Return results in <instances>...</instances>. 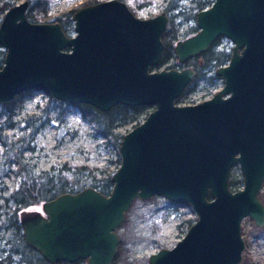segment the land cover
<instances>
[{"label": "water", "instance_id": "1", "mask_svg": "<svg viewBox=\"0 0 264 264\" xmlns=\"http://www.w3.org/2000/svg\"><path fill=\"white\" fill-rule=\"evenodd\" d=\"M26 5L19 0L0 16V104L32 89L103 111L115 104L152 108L121 133L109 191L85 186L19 211L24 243L49 263L112 264L115 229L131 201L160 196L188 204L195 218L172 246L148 253L147 264H237L241 219L264 226V0H211L195 12L196 30L172 45L178 62L221 35L233 44L214 69L222 85L189 104L175 99L192 67L153 69L164 12L138 17L121 0H99L72 12L67 34L57 22L29 21ZM234 165L237 189L228 184Z\"/></svg>", "mask_w": 264, "mask_h": 264}, {"label": "trees", "instance_id": "2", "mask_svg": "<svg viewBox=\"0 0 264 264\" xmlns=\"http://www.w3.org/2000/svg\"><path fill=\"white\" fill-rule=\"evenodd\" d=\"M0 11L13 4L11 0H0ZM88 0L65 11L56 14H49L50 0H27L25 17L33 22H58L65 33L71 30V13L74 9L86 4L95 2ZM184 0H165L161 11L167 16L166 25H169L175 18H179V23L194 20V14L210 4L211 0H188L189 5L182 4ZM150 0H133L134 7H141L150 4ZM196 30L194 25L188 26L181 33L176 32V28L164 29L160 35L163 43L159 59L155 67L164 63L163 68H181L191 66L194 76L188 86L190 88L196 80L204 79L211 82L214 69L226 62L229 51L216 49L214 44L217 38L203 51L183 62H178L173 53L172 45L175 41L193 33ZM3 51L0 50V62ZM170 59V60H169ZM51 97L50 95H48ZM177 97L175 102L179 99ZM81 117L88 121L97 132H100L108 139L114 140L118 145L121 133L114 131V127L123 122L127 109L138 110L142 106L127 107L115 104L110 109L103 111L96 109L85 103L77 104ZM0 177L3 176L12 164L17 163L18 169L16 177L18 184L16 188L10 190L7 195L1 197L0 204V240L3 232L7 231L8 246L3 248L0 245V264H85V259H76L68 262L59 260L49 263L40 254L24 243L21 234V227L18 223L19 211L31 205H39L42 201L50 199L61 192H76L85 186H92L103 194L109 191L111 182L109 175L97 176L94 171L85 165H74L63 161L59 165H51L48 170L35 172L33 163L28 160L29 156L25 152H33L32 144L34 134L46 123L61 116L64 109L58 111V115L53 116L46 108V104L38 107L37 112L26 113L17 119H12L10 104H0ZM116 114L121 117H116ZM133 116L130 115L129 119ZM8 132H5V130ZM118 158L116 159V165ZM231 185L232 181H228ZM262 193L258 197H262ZM153 196L145 199H133L124 213L123 220L118 225L120 230H115L118 236L116 252L112 258V264H146V255L142 257H127V245L130 243L157 242L160 248L162 244L155 240L160 232L158 223L149 220L148 213H153V206L146 205V202ZM261 200V199H260ZM264 201V200H261ZM133 213L136 221L142 222L143 227L130 229L127 218ZM147 213V214H146ZM190 223V222H189ZM117 229V228H116ZM255 229L259 230L255 227ZM2 232V233H1Z\"/></svg>", "mask_w": 264, "mask_h": 264}, {"label": "rangeland", "instance_id": "3", "mask_svg": "<svg viewBox=\"0 0 264 264\" xmlns=\"http://www.w3.org/2000/svg\"><path fill=\"white\" fill-rule=\"evenodd\" d=\"M13 3L19 0H11ZM88 0H50L49 14H56L61 11L72 9L76 5L86 2ZM99 1V0H96ZM129 10L138 17H147L154 15L161 11V7L165 0H150L151 3L134 7L133 0H121ZM189 5L188 0L181 2ZM2 11H0V16ZM179 18H175L165 29L176 28V32L181 33L189 25H194V21L183 22L177 24ZM228 42L225 39L216 40L214 47L225 50ZM170 60V59H169ZM164 63L160 66L163 67ZM215 75V74H214ZM218 76H214L211 82L207 83L204 79L196 80L190 88L184 90L179 96V102H196L207 97L211 90L217 87ZM207 90H202L206 89ZM205 91V94L201 93ZM213 92H211L212 94ZM210 94V95H211ZM49 94L39 90L27 89L18 93L10 102L12 111V119H17L26 113L37 112L38 107L46 104L47 110L53 116L58 115V111L64 109V112L58 118L43 125L34 134L33 137V152H25L29 156V162L33 163L35 172L40 170H48L51 165H59L66 161L74 165H85L96 173L97 176L109 175L116 167V159L118 158L117 145L114 140L108 139L80 115V110L77 104H70L65 101L57 100ZM199 98V99H198ZM152 108L151 105H143L140 109H127L123 122L114 127V131L123 133L137 123L144 114ZM1 109V108H0ZM2 110V109H1ZM132 115L133 118L129 119ZM116 117H121L116 114ZM5 132H8L6 129ZM1 149V146H0ZM18 164H12L9 170L0 177V204L1 197L7 195L8 192L16 188L18 178L16 171ZM228 181H232L229 185L231 189H237L241 186V176L236 165L232 166L229 171ZM262 193L261 200H264V178L262 180L261 188L258 194ZM264 203V201H262ZM146 205L153 206V213H148L149 220L156 222L160 226V232L155 236L161 247H170L179 239L185 232L187 226L194 218L195 214L191 207L186 203L170 202L160 196H153L152 199L146 202ZM25 209L39 210V205H31ZM147 214V213H146ZM128 226L130 229L143 227L142 222H137L133 213L129 214ZM252 220L248 217H243L240 222V234L242 236L244 247L241 252V260L237 264H264V226L256 227ZM117 227L115 230H120ZM2 233V232H1ZM9 233L3 232L0 245L7 248ZM157 242H149L143 245V242L130 243L127 245V257H142L155 250H157ZM147 264V263H146Z\"/></svg>", "mask_w": 264, "mask_h": 264}, {"label": "flooded vegetation", "instance_id": "4", "mask_svg": "<svg viewBox=\"0 0 264 264\" xmlns=\"http://www.w3.org/2000/svg\"><path fill=\"white\" fill-rule=\"evenodd\" d=\"M92 3V2H91ZM87 4V3H86ZM85 5V4H84ZM81 7V6H80ZM79 8V7H78ZM77 9V8H76ZM75 10V9H74ZM73 10V11H74ZM72 11V12H73ZM72 14V13H71ZM192 21V20H191ZM187 22V21H186ZM189 22V21H188ZM58 23V22H57ZM60 25V24H59ZM189 26H191V25H189ZM61 27V26H60ZM62 29V28H61ZM187 29V27L184 29V30H186ZM183 30V31H184ZM72 31V20H71V30H70V32ZM182 31V32H183ZM69 32V33H70ZM69 33H67V34H69ZM220 38V36L217 38V39H219ZM221 39H225L227 42H228V46L227 45H225V46H227V47H225L224 49L226 50V51H229V53H230V49H231V46H232V41L229 39V38H227V37H225V36H223V35H221ZM215 40V39H214ZM174 44V43H173ZM217 49H220L219 47H217ZM1 50V49H0ZM3 51V50H2ZM191 67V66H190ZM159 68H163L162 66H158V67H154L153 69H159ZM207 82V81H206ZM207 83H209V82H207ZM219 89V88H218ZM216 91V90H215ZM214 91V92H215ZM184 92V91H183ZM213 92V93H214ZM212 95V94H211ZM209 97V96H208ZM202 100V99H201ZM200 101V100H199ZM197 102V101H196ZM176 103H178V104H187V103H180L179 102V100L176 102ZM191 103H194V102H191ZM189 104V103H188ZM141 106H143V105H141ZM135 107V106H134ZM144 117V115L142 116V118Z\"/></svg>", "mask_w": 264, "mask_h": 264}, {"label": "built area", "instance_id": "5", "mask_svg": "<svg viewBox=\"0 0 264 264\" xmlns=\"http://www.w3.org/2000/svg\"><path fill=\"white\" fill-rule=\"evenodd\" d=\"M192 22V21H191ZM190 21H189V24L191 23ZM218 79V83H217V87L212 91L211 90V92H214L215 90H217L221 85H222V81H221V78H217ZM202 90H207V88L206 89H202ZM211 92L208 94V95H203V96H201V97H207V96H210V94H211ZM201 93H203V94H205V91H202ZM199 99V98H198ZM182 103V102H181ZM186 103H189V102H186ZM140 119H142V118H140ZM139 119V120H140Z\"/></svg>", "mask_w": 264, "mask_h": 264}]
</instances>
